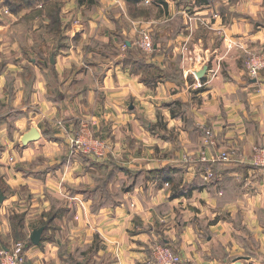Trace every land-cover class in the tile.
I'll return each instance as SVG.
<instances>
[{
	"label": "crops",
	"instance_id": "0c3cea01",
	"mask_svg": "<svg viewBox=\"0 0 264 264\" xmlns=\"http://www.w3.org/2000/svg\"><path fill=\"white\" fill-rule=\"evenodd\" d=\"M75 1L59 4L57 46L43 30L57 2H0V252L154 264L162 245L182 264H264V172L250 161L264 70L244 64L264 55V0ZM95 132L102 156L71 149Z\"/></svg>",
	"mask_w": 264,
	"mask_h": 264
},
{
	"label": "built area",
	"instance_id": "2783aa9c",
	"mask_svg": "<svg viewBox=\"0 0 264 264\" xmlns=\"http://www.w3.org/2000/svg\"><path fill=\"white\" fill-rule=\"evenodd\" d=\"M147 41L143 46L149 47V39L145 37ZM255 58L246 63V68L249 76L251 78H256L259 74V71L264 68V64L257 63L256 65ZM86 138L83 135L76 136V138H72L70 140L71 149H78L80 152L88 155H93L96 157L102 156L100 145L101 142L95 141L98 145L94 149H90L86 144ZM92 141V140H91ZM90 142V141H87ZM92 143V142H90ZM105 147V146H104ZM103 147V148H104ZM220 157L223 160H226L227 157L224 153H221ZM251 163L253 166L264 172V145L256 148L251 157ZM26 255L24 251V243L18 242L16 243L10 250H2L0 252V264H25ZM152 263L154 264H182V260L179 255H177L170 248L157 245L152 251Z\"/></svg>",
	"mask_w": 264,
	"mask_h": 264
},
{
	"label": "rangeland",
	"instance_id": "374dc122",
	"mask_svg": "<svg viewBox=\"0 0 264 264\" xmlns=\"http://www.w3.org/2000/svg\"><path fill=\"white\" fill-rule=\"evenodd\" d=\"M48 1L49 2H57V3H49L46 6V8L44 9L45 19H43V20L47 21L48 24L45 25L46 28L44 26H43L44 28L42 26H41V28H43V30H47V31L49 30V31H51V32H49L50 33L49 35L50 36H54V37H47L46 38L47 41H53L52 44L54 46H57V45H60V44L63 45L65 43L64 42L65 39H64V36H63L64 30L62 29V23L58 21V14L61 13V6L59 4H60V2H68L69 0H0V2H3V4L11 5V6H9V9H12L13 5L16 4V3L24 4L26 2H48ZM75 2H78V0H76ZM93 2H96V0H93ZM78 4H79V2H78ZM28 26H29L28 25V22H25L22 25H16V26H14V29L17 30V31H25V30L29 31ZM36 30L37 31H40L39 28H37ZM145 37H147L149 39L148 41L150 43L149 44V47L150 48L148 50H146L148 48L147 46H143L144 43L147 41V39ZM139 47L145 53L150 52L152 50V47H153L152 42L150 40V37L147 34L143 33V32H141V34H140ZM253 58L256 59L255 60L256 65H259L257 63L264 64V55H257V54H253V53H247L246 54V57H245V60H244L245 66H246V63H248ZM47 59H48V56L46 57V61L44 60L45 63L47 62ZM262 70H264V68L261 69L259 71V73ZM80 135H83V134H77V136H80ZM83 136H85V135H83ZM72 138H76V136L71 137V139ZM86 140L92 142V143H90V142H87L86 141V144H87V146L90 149H94L95 147L98 146L95 143V141L101 142L102 144L100 145L99 148H101L100 149L101 152L104 151L105 148H103V147L105 146V144H104L105 141H104V139L102 137L99 136V133L98 132L97 133L95 132V136L94 137H91V138L88 137ZM254 151H253V153H254ZM221 153H224L226 155L227 159L226 160H223L220 157L221 154L218 156V159L220 161H225V162L228 161V159H229L228 154L226 152H221ZM251 157H252V155H251ZM251 157H250V161H251ZM128 176L130 177L131 174L129 173ZM130 181L131 180L128 178V180L124 183V187L129 186ZM165 247H167V246H165Z\"/></svg>",
	"mask_w": 264,
	"mask_h": 264
},
{
	"label": "water",
	"instance_id": "95a60500",
	"mask_svg": "<svg viewBox=\"0 0 264 264\" xmlns=\"http://www.w3.org/2000/svg\"><path fill=\"white\" fill-rule=\"evenodd\" d=\"M207 71V66L203 67L200 71L196 72L195 73V76L197 77V79H201L205 73ZM34 133H30L29 135V139H33L34 138ZM43 228H39L37 230H35L31 236H30V242L33 244V245H38L39 242H40V237H41V234L43 232Z\"/></svg>",
	"mask_w": 264,
	"mask_h": 264
},
{
	"label": "trees",
	"instance_id": "16d2710c",
	"mask_svg": "<svg viewBox=\"0 0 264 264\" xmlns=\"http://www.w3.org/2000/svg\"><path fill=\"white\" fill-rule=\"evenodd\" d=\"M79 4H83V3H89V4H93V0H78ZM27 3H33V2H27ZM184 195L183 193H181L180 191H175L173 192V194L170 196V198H176V197H180Z\"/></svg>",
	"mask_w": 264,
	"mask_h": 264
}]
</instances>
